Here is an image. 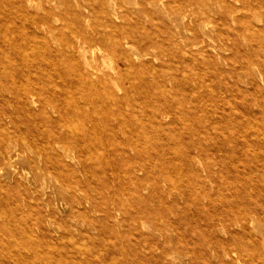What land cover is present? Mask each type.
I'll return each instance as SVG.
<instances>
[{"label":"rangeland","instance_id":"obj_1","mask_svg":"<svg viewBox=\"0 0 264 264\" xmlns=\"http://www.w3.org/2000/svg\"><path fill=\"white\" fill-rule=\"evenodd\" d=\"M0 264H264V0H0Z\"/></svg>","mask_w":264,"mask_h":264}]
</instances>
